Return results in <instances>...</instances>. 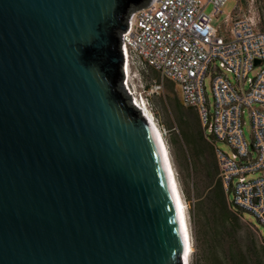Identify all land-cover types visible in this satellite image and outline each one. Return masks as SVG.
<instances>
[{
    "label": "water",
    "instance_id": "obj_1",
    "mask_svg": "<svg viewBox=\"0 0 264 264\" xmlns=\"http://www.w3.org/2000/svg\"><path fill=\"white\" fill-rule=\"evenodd\" d=\"M153 1L0 0V264H187L173 169L125 81L122 36Z\"/></svg>",
    "mask_w": 264,
    "mask_h": 264
},
{
    "label": "built area",
    "instance_id": "obj_2",
    "mask_svg": "<svg viewBox=\"0 0 264 264\" xmlns=\"http://www.w3.org/2000/svg\"><path fill=\"white\" fill-rule=\"evenodd\" d=\"M225 2L154 0L135 11L122 36L125 63L141 75L148 68L159 73L143 88L147 98L165 79L179 86L181 104L197 112L206 138L230 149L215 145L217 177L226 194L233 191L230 202L264 227V30L249 11L224 13Z\"/></svg>",
    "mask_w": 264,
    "mask_h": 264
},
{
    "label": "rangeland",
    "instance_id": "obj_3",
    "mask_svg": "<svg viewBox=\"0 0 264 264\" xmlns=\"http://www.w3.org/2000/svg\"><path fill=\"white\" fill-rule=\"evenodd\" d=\"M234 8L235 16H242L244 13L248 14L249 11L255 17L257 26L264 30V0H239V2L238 0H226L223 5L224 13L230 12ZM207 9L210 10V7ZM223 16L224 15L220 18H223ZM130 71L131 74L128 83L131 86L132 92L139 100L142 98L140 101L150 110L149 112L155 118L161 129L167 146L175 179L184 203L193 245L190 264H218V262L216 263L214 260L217 252L219 256L222 254L224 257V264H238V260L244 253L247 255L246 262L248 264H264V251L258 246L254 248V250L249 251V249L244 246L245 244H243V248L240 249L236 245L230 246L228 243L222 248V251L215 248L213 242H210L208 236L210 225L207 223V219L203 216V213H199L197 210L198 198L197 194H195V184L193 183L196 182V189H204L206 184L205 174L210 164L212 165L214 157L210 150V145L201 138L203 131L200 126L198 115L195 110H188L190 108H179L180 100L177 89L179 86L173 81L165 79L163 81V89L159 93H154L147 98L143 88H148L152 80H158L160 78L159 73L150 68L144 71L142 75L134 68ZM206 89L209 98L212 99L210 77L206 79ZM180 110L183 111L184 118L187 121L188 131L186 134L188 138L184 135L186 139L183 137L181 122L177 119ZM244 117L246 120L244 132L249 140V120L247 114H245ZM196 119L198 122H196ZM198 123L200 126L199 129ZM163 127L166 132L163 130ZM190 140L192 141L190 142ZM216 144L225 151L230 152L226 144L222 142H217ZM254 175L255 174H250L249 177H253ZM204 192H206V189H204ZM233 198L234 193L230 191L227 194V199L231 201ZM237 210L244 227L242 233H247L251 237H253V234L257 241V245L258 243L263 245L264 243L261 239V237L264 236L263 225L249 212H243L238 208Z\"/></svg>",
    "mask_w": 264,
    "mask_h": 264
},
{
    "label": "trees",
    "instance_id": "obj_4",
    "mask_svg": "<svg viewBox=\"0 0 264 264\" xmlns=\"http://www.w3.org/2000/svg\"><path fill=\"white\" fill-rule=\"evenodd\" d=\"M132 1L133 0H124V10L131 5ZM115 73L116 70H113L111 75L115 76ZM180 107L182 106L180 105L179 108ZM177 119L181 122L183 137L185 135V137L188 138V135L186 134L188 126L183 111H179ZM196 122H198V120ZM199 127L198 123V129ZM191 141L192 140H190V142ZM205 176L206 184L204 189H206V192H204V189H196V182L193 184H195V194H197L198 198L197 210L199 213H203V216L207 219V223L210 225V229L208 230L210 242H213L215 248L219 250H222V248L229 243L230 246L236 245L240 249H242L243 244H245L244 246H246L249 251L254 250V248L258 246L264 251V244L261 245L258 243L257 245V241L253 234V237H251L247 233H242L244 227L237 207L227 199V194L217 177V167L213 162L212 165L210 164ZM261 239L264 243V236H262ZM245 254L246 253L241 255L238 264H248L246 262L247 255ZM214 258L216 263L224 264L225 259L222 254L219 256V253L217 252V255Z\"/></svg>",
    "mask_w": 264,
    "mask_h": 264
},
{
    "label": "bare ground",
    "instance_id": "obj_5",
    "mask_svg": "<svg viewBox=\"0 0 264 264\" xmlns=\"http://www.w3.org/2000/svg\"><path fill=\"white\" fill-rule=\"evenodd\" d=\"M125 69H126V79L128 80L129 77H130V74H131V71L127 65V62L125 63ZM133 97H134V102L137 104V106H139L141 108V110L143 111V113L145 114V116L150 120V122L153 124V126L155 127L158 135L160 136L161 138V141H162V144L166 150V156H167V159L169 161V164L171 165L172 167V164H171V160H170V156H169V153H168V150H167V146L165 144V141H164V138H163V134L161 132V129L159 128L155 118L152 116V114L149 112L150 110L147 109L146 105L143 104L139 99L138 97H136L134 94H133ZM173 169V167H172ZM174 172V171H173ZM176 180V179H175ZM177 184V182H176ZM177 188H178V185H177ZM178 191H179V188H178ZM180 194V192H179ZM181 197V195H180ZM181 200H182V197H181ZM183 202V201H182ZM184 205V203H183ZM185 210V209H184ZM184 220H185V225H186V230H187V235H188V238H189V246H188V251H187V254H186V263L187 264H190V257H191V253H192V250H193V245H192V241H191V235H190V231H189V227H188V223H187V218H186V214L184 215Z\"/></svg>",
    "mask_w": 264,
    "mask_h": 264
},
{
    "label": "crops",
    "instance_id": "obj_6",
    "mask_svg": "<svg viewBox=\"0 0 264 264\" xmlns=\"http://www.w3.org/2000/svg\"><path fill=\"white\" fill-rule=\"evenodd\" d=\"M178 89V88H177ZM178 96H179V100H180V91H179V89H178ZM180 105L182 106V107H184L182 104H181V101H180ZM186 108H189V107H186ZM188 110H194L193 108H190V109H188ZM196 112V111H195ZM197 113V112H196ZM198 115V114H197ZM199 119V118H198ZM200 122V121H199ZM200 126H201V124H200ZM201 129H202V127H201ZM202 131H203V129H202ZM201 138H202V140H205L209 145H210V150L212 151V154H213V157H214V160H213V163H214V165L217 167V165H216V159H215V145L217 146V144L216 143H214V142H212L210 139H208V138H206V136L204 135V132H203V134L201 135ZM217 172H218V170H217Z\"/></svg>",
    "mask_w": 264,
    "mask_h": 264
}]
</instances>
